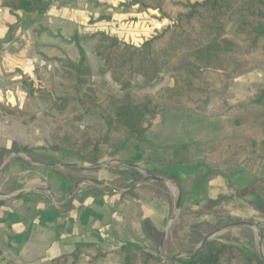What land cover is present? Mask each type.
<instances>
[{
    "label": "crops",
    "instance_id": "obj_1",
    "mask_svg": "<svg viewBox=\"0 0 264 264\" xmlns=\"http://www.w3.org/2000/svg\"><path fill=\"white\" fill-rule=\"evenodd\" d=\"M42 1V15L0 7V105L16 111L23 76L52 86L58 60L78 62L83 51L92 79L97 33L139 47L168 24L156 11L122 6L129 0ZM233 87L227 112L218 99L205 113L164 110L97 165L50 150L47 100L34 101L31 122L0 117V264H50L77 244L111 253L127 243L165 261L239 227L258 231L261 250L247 254L264 260V99ZM12 143L27 151H11ZM186 213L194 216L187 230ZM76 264H122V256L81 255Z\"/></svg>",
    "mask_w": 264,
    "mask_h": 264
},
{
    "label": "trees",
    "instance_id": "obj_2",
    "mask_svg": "<svg viewBox=\"0 0 264 264\" xmlns=\"http://www.w3.org/2000/svg\"><path fill=\"white\" fill-rule=\"evenodd\" d=\"M122 6L156 11L168 24L139 47L105 33L94 35L99 39L92 48L101 62L98 74L107 75L120 87L119 93L93 85L80 51L78 62L58 60L61 72L50 88L23 76L26 98L22 110L0 105V117L31 122L34 101L47 100L56 114H47L50 150L73 153L83 162L97 165L109 151L124 148L130 139L144 133L164 110L205 113L209 101L218 99V112H227L235 81L264 68V0H129ZM0 7L37 15L45 11L42 0H5ZM163 74L169 75L171 87L154 94L134 90L135 78L150 85ZM258 98L256 102L264 99V90ZM91 116L99 122L83 125ZM10 150L25 152L27 148L12 143ZM109 254L122 256V264H264V260L218 240H208L195 253L168 261L132 243L111 253L77 244L70 254L50 264H76L81 255L95 261Z\"/></svg>",
    "mask_w": 264,
    "mask_h": 264
},
{
    "label": "rangeland",
    "instance_id": "obj_3",
    "mask_svg": "<svg viewBox=\"0 0 264 264\" xmlns=\"http://www.w3.org/2000/svg\"><path fill=\"white\" fill-rule=\"evenodd\" d=\"M97 40H99L98 37H97ZM259 70H261L259 73H253L249 76H247L248 75L247 74V75H245L247 77L238 80L235 83L232 91H234V93H237V94H243V97H245V99H247V100H251L249 98V93H251V92L255 93L254 96H252V97H259L261 91L264 90V68L259 69ZM60 72H61V70H60ZM58 77H59V75H58ZM45 79H47V78H42V79L39 78V80H41V82H42L41 83L42 85H44L46 88H50L51 86L49 85V83H47V80H45ZM170 80L171 79H170L168 74H163V75H160L156 80H154L150 85H146L145 80L143 78L137 77V78H135L134 83H133L134 90L136 92H143V93H151V94L158 93V92H161L162 90L167 88V83H169ZM53 81H56V79H54ZM91 81H92L93 85L96 87H104L108 91L114 92V93L120 92L119 86L112 83L107 75H103V76L99 75L98 71L96 74L93 75ZM171 86H172V83H171ZM230 91H231V89H230ZM53 115H56V114L53 113ZM58 117H63V115H59ZM92 117H96V116H92ZM92 117L90 119H88L86 121V123H91V124L94 123V120ZM83 125H86V124L83 122ZM219 209L221 211L225 212V204H223ZM186 215H187V221H186L185 227H183V229L187 230L188 228H191L193 226L194 216L192 213H186ZM180 227L182 229V226H180ZM231 231H233V230H230L227 232H221V233L219 232L218 234H215L214 236H210L209 240H218V241L223 242L224 244H227V245L237 246L242 251L245 249L246 252L243 251L245 254H247V251H249L250 253H252V252L258 253L261 250V249H259V238L260 237H258V234H259L258 231H252V230H249L248 228H245V227H239L237 229V232H231ZM234 231H236V230H234ZM188 255L189 254H187V253L184 255H181V258H185ZM261 260H263V259H261Z\"/></svg>",
    "mask_w": 264,
    "mask_h": 264
},
{
    "label": "water",
    "instance_id": "obj_4",
    "mask_svg": "<svg viewBox=\"0 0 264 264\" xmlns=\"http://www.w3.org/2000/svg\"><path fill=\"white\" fill-rule=\"evenodd\" d=\"M161 19H163L162 17H160ZM152 178H154L155 180H162V179H157L156 177H152ZM180 202H181V197H180V195H178V197H177V200H176V203H175V207H174V211H175V213H177V211L179 210V208H180ZM175 215V214H174ZM173 215V216H174ZM172 219H173V217H172ZM249 226H251V224H249V223H247ZM208 241V237H206V238H204L202 241H201V243L194 249V250H192L189 254H192V253H195L205 242H207ZM178 257H181V255L180 256H173V257H171V258H169V259H166L165 261H168V260H170V259H172V258H178Z\"/></svg>",
    "mask_w": 264,
    "mask_h": 264
}]
</instances>
